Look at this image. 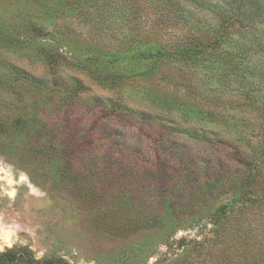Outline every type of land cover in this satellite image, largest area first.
<instances>
[{"label":"rangeland","instance_id":"374dc122","mask_svg":"<svg viewBox=\"0 0 264 264\" xmlns=\"http://www.w3.org/2000/svg\"><path fill=\"white\" fill-rule=\"evenodd\" d=\"M169 1L156 7L151 0H88L85 4L91 6L78 10L74 0H0V37L25 34L31 43L57 50L72 63L62 66L65 73L81 78L88 90L73 99L72 109L65 113L68 133L80 127L88 138L99 136L100 123L109 124L112 118L109 111L100 112L90 103L91 96H112L159 119L153 126L136 123L124 129L143 139L154 140L161 134L158 146L190 151L195 158L189 170L200 173V179L208 176L200 170L203 166L230 174L242 169L236 149L259 163L264 160V13L251 14L242 23L227 22L216 35L218 47L212 48L213 41L205 44L200 59L191 63L178 56V46L188 34L200 35L202 25L221 26L215 13L226 8L225 0ZM255 1L264 11V0ZM33 27L41 33H33ZM12 46H0V59L35 75L45 74L40 61L25 50L13 52ZM156 58L160 60L155 64ZM90 70L112 80L113 86L102 85ZM154 95L175 107L159 108L152 101ZM12 98L14 103L0 101L1 116L19 112L21 103L16 105ZM26 101L28 109L34 106L33 98ZM40 101L36 115L43 127L39 124L35 129L50 134L56 130L55 121L61 124L56 117L60 110L44 106L43 98ZM28 138L27 133L0 136V252H23L34 258L32 264L260 261L264 203L245 209L241 221L228 218L223 243H216L207 206L152 226L146 221L162 209L144 183L145 168L133 176L130 190L113 192L115 197L105 200L98 193L103 181L99 175L67 174L69 161H63L66 167L60 164L59 150L35 151ZM44 140L45 133L39 142ZM99 143L95 138L97 148ZM180 168L186 172L187 164ZM194 187L188 185L186 192ZM224 201L222 197L219 204Z\"/></svg>","mask_w":264,"mask_h":264},{"label":"trees","instance_id":"16d2710c","mask_svg":"<svg viewBox=\"0 0 264 264\" xmlns=\"http://www.w3.org/2000/svg\"><path fill=\"white\" fill-rule=\"evenodd\" d=\"M86 1L88 0H74V8L81 10L85 6L90 7L91 5L85 4ZM151 1H154L153 6L162 7L164 0ZM165 3L171 4L169 0H166ZM255 3V0H225L226 8L218 9L215 13L222 25L218 27L209 25L202 27V25L199 27V30L202 31L200 35L191 34L188 36V34L186 41H182L178 46V56L183 61L194 63L200 59L205 44L213 41L212 48H217L220 37H216V35L220 33V30L221 33L223 32L227 22L242 23L243 19H247L251 14L257 16L264 13V11L258 10L259 7ZM179 15L182 18L187 17L183 11H179ZM31 30L36 35L41 33L37 27H33ZM211 38L212 40L209 41ZM9 44L13 45L11 47L13 52L16 49L19 52L25 50L27 56L34 61H40L46 72L42 75H35L11 60L0 59V94H4L0 101L7 99L14 103L13 96L17 99L16 105L21 103L17 108L19 112L16 115L1 116L0 114V136L16 137L27 133L28 142L31 144L30 148L33 150L43 151L44 148L59 150L60 164L66 167V162L63 163V161L65 159L69 161L65 169L67 174L99 175L103 181L98 193L105 200L115 197L112 195L113 192L117 195L121 190H130L134 183L133 176L140 172V168H145V172L141 174L145 178L144 183L153 194L157 202L156 205L162 209L160 213L150 215L149 222L146 221V223L152 226L163 225L167 218H178L185 212L194 211L195 213L197 206H207L206 212L210 215V221L214 225L216 243H223L227 240L228 218L233 217L234 220L241 221L243 215H246L245 209H252L258 201L264 203L263 159L259 163H252L248 154L236 149V160L244 164L242 169L230 174L223 173L221 170L212 172L203 166L200 167V170L208 176L200 179V173H193L194 169L189 170L190 166L194 164L193 158H195L190 151L177 152L172 148L166 149L163 146H158L157 142L161 141V134L154 140L149 136L147 139H143L140 134L136 135L133 131L124 129L126 126L132 127L138 123L139 125L149 123L150 126H153V123L159 119L149 112L132 108L115 97L91 96L90 103L97 106L100 112L109 111L112 118L109 120L111 124L101 122L98 126L97 132L100 134L95 137L100 141L98 148L94 144L95 138L92 139L95 134L88 138L80 130V127H78V131L74 130L72 133H68V123L66 124L68 120L65 117L69 115L65 113L72 109V100L79 99L80 94L87 91L88 87L78 76L65 73L62 66L72 63L57 50L37 46L27 40L25 34L11 38L0 37V46L8 48ZM19 52V56L25 55L20 54L23 52ZM157 60L160 58L152 61L156 64ZM91 73L93 77L101 81L102 85L108 88L110 85L113 86L114 82L103 77L99 71L92 70ZM144 92L148 93L149 91ZM154 96L152 101L159 108L171 110L175 107V104L166 102L165 98ZM30 98H33L35 102L34 106L28 109L25 103ZM40 98H43L44 106L60 110L56 113V117L60 119L61 124H58L59 121H55V126L52 128L55 127L56 130L51 131L50 134L35 129L39 124L43 127V122L40 123L41 119L38 122L36 115L38 111L40 112ZM192 111L191 106H188V112ZM262 111L264 116V108ZM114 124L115 126H112ZM108 126L111 128L107 129ZM43 133H45V140L41 144L39 140ZM262 152L264 153V148ZM252 157L255 158V154ZM181 163L187 164L186 172H182ZM180 182L185 184L180 185ZM192 183L196 186L197 191L194 187V190L186 192V187ZM222 197L226 201L219 204V199L221 200ZM22 253L0 252V264H23L22 257L26 260L25 263L35 262L34 258H28L25 253ZM258 259L260 261H257V264H264V253ZM248 262L246 261V263Z\"/></svg>","mask_w":264,"mask_h":264}]
</instances>
